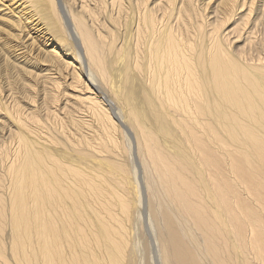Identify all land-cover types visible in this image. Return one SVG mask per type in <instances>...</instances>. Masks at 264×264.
Instances as JSON below:
<instances>
[{
    "label": "bare ground",
    "instance_id": "obj_1",
    "mask_svg": "<svg viewBox=\"0 0 264 264\" xmlns=\"http://www.w3.org/2000/svg\"><path fill=\"white\" fill-rule=\"evenodd\" d=\"M58 3L69 26L60 42L71 52L48 50L50 70L74 92L61 91L58 76H34L53 104L46 115L61 110L70 127L40 142L19 134L6 156L0 264H264V0ZM4 9L26 34L31 25L48 35L31 0H0ZM107 37L136 90L124 94L137 105L129 116L105 97L128 132L122 147L76 71L105 95L92 64L106 73L98 42Z\"/></svg>",
    "mask_w": 264,
    "mask_h": 264
},
{
    "label": "rangeland",
    "instance_id": "obj_2",
    "mask_svg": "<svg viewBox=\"0 0 264 264\" xmlns=\"http://www.w3.org/2000/svg\"><path fill=\"white\" fill-rule=\"evenodd\" d=\"M198 2L202 4H207L208 6L211 5V8H213V6L215 5V0H198ZM31 5L35 10V14L38 15L39 19L41 18L40 21L42 23L40 24H42V26L46 29L43 30L46 31L48 35L52 33L53 34L52 36L54 38L53 40L55 41V43H59V44L56 45L53 42L50 45L46 46L45 41L48 40L46 39L48 35L47 36L46 34L44 35L42 31H35L36 34H33L34 30L32 29L31 25H29V23H26V25L27 24L29 25L28 28L32 30V31L30 30L32 34L31 32L29 34H26L28 29L27 27H25V29L23 28V23H22L23 21H20L21 23L16 25L17 17L15 16L14 11L8 12L7 9H4V11L0 12V189L2 188L1 185L4 183V179L7 178L6 168L8 167L9 158L6 156L7 155L10 156V154L13 152V149L17 146L18 144L17 137L19 134H23L24 132H29L30 139H32L35 142H40L43 139L41 138L42 136L48 135L49 137H54L55 132H59V130H61V128L64 127V125H66L67 128L70 127L68 126V122H66L65 124L61 122V118H63L64 120L65 119L68 120V116L65 118L64 114L60 113L61 110L57 112L58 115L53 114L52 117L51 115L50 116L46 115L48 108L51 107V105L53 104L50 103L47 95L45 94V92H43L44 90L42 89V87H40L43 85L42 84L43 80H41V78L34 76L37 74L39 75L45 74V72L46 74L49 73L51 77L58 76L56 70L53 69L52 71L50 70L52 59L50 58L51 56H48V54L49 51H51V49L54 48L58 53L60 52L59 54L60 56H63L62 54H67L71 52L70 49L68 48L69 46L67 45L66 47V44L68 43L63 42L64 44H62V42H60V40L69 37V26L67 25V22H65V15H63L58 0H31ZM15 11H17V9H15ZM244 12L243 11L239 13L236 12L231 20L232 21L235 19L240 20V18L244 15ZM227 26H228L227 29L233 27L232 24ZM30 36H32V38ZM33 38H35L36 40ZM98 44L103 49V51L100 52V57L101 60H103V65L106 69V73L103 74L99 65H97L96 63L92 64V70L94 74L97 76V78L100 80L102 84V90L104 91L105 95L101 91L98 93L91 86L89 79L87 78V76H85V72H81L82 69L79 70V68H76V71L78 73L80 72L79 73L80 82L82 80L83 82V83L81 82L82 86L84 85V88H86L87 91L91 92L92 96L97 97L98 101L101 100L100 104L105 108V110H108L107 112L109 113V115H111V112L109 111L112 110L110 106H108L106 103L107 100L105 98L107 97L106 93H108L109 96H112L113 100H115L119 105H121L127 116H129L130 108L135 110L137 108V105L135 104L134 100L130 99L128 104L123 102V100H124V94L127 90H130V92L132 93L136 91L134 88V82L129 79L128 81L123 83V79L121 78V75H119L118 73V59H117L118 55L116 49H114V46L116 45L115 41H113L112 38L107 37L105 38L104 42H98ZM21 46L23 47L22 49L23 50L25 49L24 51L26 52L22 53L24 54V57L21 56L20 58H18L19 56H16V53H18L19 51L16 52V50H19L20 49L19 47ZM68 56L65 57L66 60L70 59ZM25 62L26 63L28 62V64H26ZM39 68H43V69H39ZM128 75L133 76L130 70L128 72ZM58 77H59L58 81L60 87H62L60 88L61 91L65 90L66 93L74 92L70 89L68 85L69 80L71 79L65 80L63 78V80H65L63 81L62 76H58ZM53 108L54 107H52L51 109L53 110ZM22 114L24 116H27V118L28 117L29 118L28 120L25 121L26 124H23L20 127L18 126V124L14 122L13 117L15 115H22ZM36 118L40 119V121L48 127V130L45 128L44 129L41 128V126L37 123L38 120ZM73 119L78 120V117L73 116ZM112 119L115 121L116 124L115 125L116 131H114V134L115 135L118 134L116 135L117 136L116 143H118L119 146L122 147L123 142H125V138L123 137V133H122L124 128H122L120 121H117V119L114 118L113 116ZM148 121L154 123V120L151 121L148 119ZM93 122L96 121L93 120ZM96 123L98 125V122ZM71 130L74 131L73 129ZM99 132H96V134H98ZM101 132L103 131L101 130ZM124 132L128 133L125 129ZM60 133L63 134L62 131H60ZM125 135L127 136V138L129 136L128 138L129 140L131 139L134 140L133 138L130 139L129 134H125ZM156 135L162 139L165 136V132L159 131L156 132ZM69 136H72V134H70ZM119 138L121 139V141ZM97 140L98 139H96L94 142H96ZM172 143L173 141L171 140L169 144ZM111 144L112 143H110V145ZM114 145L115 144H112L111 146H113V148L110 146L109 149L113 150L115 148L114 151L119 149V146L117 145L114 146ZM58 156L65 159L67 163H69L68 157L64 158L59 154ZM84 209L87 213L90 212L87 206H84Z\"/></svg>",
    "mask_w": 264,
    "mask_h": 264
}]
</instances>
